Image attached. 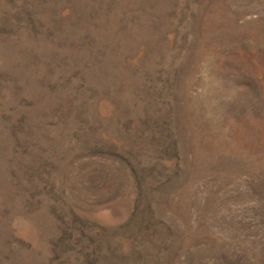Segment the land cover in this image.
<instances>
[{
	"label": "rangeland",
	"instance_id": "1",
	"mask_svg": "<svg viewBox=\"0 0 264 264\" xmlns=\"http://www.w3.org/2000/svg\"><path fill=\"white\" fill-rule=\"evenodd\" d=\"M0 264H264V0H0Z\"/></svg>",
	"mask_w": 264,
	"mask_h": 264
}]
</instances>
